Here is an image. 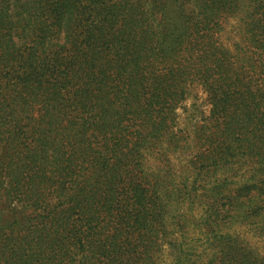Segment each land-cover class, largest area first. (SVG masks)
Listing matches in <instances>:
<instances>
[{
	"label": "trees",
	"instance_id": "1",
	"mask_svg": "<svg viewBox=\"0 0 264 264\" xmlns=\"http://www.w3.org/2000/svg\"><path fill=\"white\" fill-rule=\"evenodd\" d=\"M241 227L264 237V0H0V264H264Z\"/></svg>",
	"mask_w": 264,
	"mask_h": 264
},
{
	"label": "rangeland",
	"instance_id": "2",
	"mask_svg": "<svg viewBox=\"0 0 264 264\" xmlns=\"http://www.w3.org/2000/svg\"><path fill=\"white\" fill-rule=\"evenodd\" d=\"M185 105L189 111L185 114V116L183 112L178 111L179 122H183L185 119L189 126H193L190 125V122H192V124L194 123V119L191 117L192 111L197 109L198 115L207 116L210 109L208 98L200 88H195L189 101ZM185 158L182 160L184 161ZM236 231L243 239H245L250 247H252L256 252H259L260 255H264V237L257 236V232L253 233L248 228H236ZM181 241L184 243V248L187 252H189L187 254H189L191 258L198 259V256L203 253L204 238L195 233V231L193 232L192 229H189L184 239ZM170 262L171 259L167 254V250H165L161 259V264H170Z\"/></svg>",
	"mask_w": 264,
	"mask_h": 264
}]
</instances>
